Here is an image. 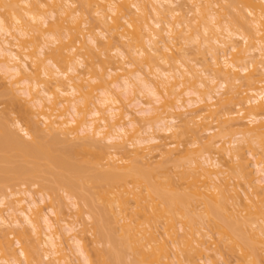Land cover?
Instances as JSON below:
<instances>
[{
  "label": "bare ground",
  "instance_id": "bare-ground-1",
  "mask_svg": "<svg viewBox=\"0 0 264 264\" xmlns=\"http://www.w3.org/2000/svg\"><path fill=\"white\" fill-rule=\"evenodd\" d=\"M0 72V264H264V0H0Z\"/></svg>",
  "mask_w": 264,
  "mask_h": 264
},
{
  "label": "rangeland",
  "instance_id": "rangeland-1",
  "mask_svg": "<svg viewBox=\"0 0 264 264\" xmlns=\"http://www.w3.org/2000/svg\"><path fill=\"white\" fill-rule=\"evenodd\" d=\"M103 42H105V39H101ZM191 46H193V44H190V45H188V46H185L184 48L186 49H188V53H191L190 55H192L193 54V52H194V50H191L190 51V49H191ZM102 47H105L104 45L102 46ZM192 49H194V48H192ZM110 55L112 56V57H116V55H115V52L114 51H111L110 52ZM114 57V59H107V57L105 58V56L104 55H102V56H100V59L99 58H94L93 60H94V62L96 63V64H99L100 63V61L101 60H106V63L104 62V65L107 67V66H110L109 64H111V61H114L116 58ZM108 62V63H107ZM100 65V64H99ZM81 69V68H80ZM0 76H2L1 75V72H0ZM1 78V77H0ZM1 83H3L2 81H1V79H0V84ZM4 87V84H1L0 85V93L1 92H3V93H1V95H0V113L2 114V113H5V116H4V118H8V119H12V117L13 118H16V117H18V114L19 113H17L16 111H18V108H17V104L15 103V102H13L12 101V99H7V98H10L9 96L8 97H6V95L7 94H5L6 93V91H5V89L3 88ZM3 89V90H2ZM121 91V90H120ZM95 95L98 93H96V92H93ZM3 94V95H2ZM5 95V96H4ZM17 113V114H16ZM11 121V120H10ZM8 122H9V120H8ZM212 125V124H211ZM211 125H210V127H211ZM214 126H215V124H213ZM204 129H206V128H204ZM204 129L202 130H200V131H204ZM209 131H204L203 133H198V137L197 138H199L200 136L201 137H205V136H207L208 134H211V132L210 133H208ZM227 133V132H226ZM225 133V134H226ZM228 133H230V132H228ZM228 133L226 134V136H228V137H231V136H229L228 135ZM190 134V133H189ZM192 134V133H191ZM196 135V134H195ZM195 135L193 136V137H195ZM230 135H231V133H230ZM188 136V135H187ZM192 136V135H191ZM188 137H190V135L188 136ZM192 137V138H193ZM195 137V138H196ZM191 139V138H190ZM189 139V140H190ZM194 139V138H193ZM194 148V147H193ZM165 168H168L167 166L165 167ZM173 179H175V178H173ZM241 183H242V181H241ZM240 183V184H241ZM242 186V185H241ZM196 202V204L198 203L197 202V200H194L193 201V203H195ZM67 204V205H66ZM68 204H69V202H67V200H65L64 201V204H61L60 206H61V209L64 211V212H66V213H69V212H71V206L69 207L68 206ZM251 203H248V207L250 208H248L247 206H246V208H245V206L244 207H241V213H239L238 214V216L239 217H237L240 221H241V219H242V217L243 216H245V215H248L247 213L249 212V216L250 215H252V213H254V211L256 210V207L254 206L253 207V205L254 204H251ZM195 205V204H194ZM251 206V207H250ZM253 207V208H252ZM199 213H201V211H200V209L199 210H197ZM253 211V212H252ZM251 212V213H250ZM243 215V216H242ZM253 217V216H252ZM236 218V217H235ZM241 218V219H240ZM261 219H264V216L263 217H260V220ZM236 220V219H235ZM238 221V220H237ZM240 221H238V222H240ZM161 231V230H160ZM246 237H248V236H246ZM31 239H32V237H31ZM30 238H29V240H31ZM245 241H248V238H247V240H245ZM248 242H253L252 243V245L251 246H253V247H255L254 249L256 250V252L255 253H257V252H259L260 251V244L256 241V240H253V239H249V241ZM89 243L90 242H88V246H89ZM247 243V242H246ZM219 244H221V243H219ZM218 244V245H219ZM91 245V244H90ZM249 245H250V243H249ZM220 246V245H219ZM99 247H101L100 245H99ZM91 248V249H90ZM251 248V247H250ZM89 250H92V247H90L89 246ZM227 249H225L224 251H225V257L227 258V259H229V263H231V264H233V261L236 263V264H238V261H239V259H238V255H239V253H237V255L236 254H234L233 252H228L227 253V251H226ZM252 250V249H251ZM254 251V250H253ZM93 253V252H92ZM192 253V252H191ZM190 253V255H192ZM194 253V252H193ZM196 255V254H195ZM194 254H193V256H195ZM192 256V257H193ZM238 256V257H237ZM229 257V258H228ZM194 258V257H193ZM236 259V260H235ZM232 261V262H231ZM240 264V263H239Z\"/></svg>",
  "mask_w": 264,
  "mask_h": 264
}]
</instances>
